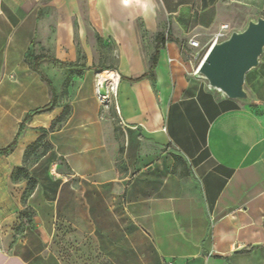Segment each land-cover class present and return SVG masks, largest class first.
I'll return each mask as SVG.
<instances>
[{
    "label": "crops",
    "instance_id": "obj_1",
    "mask_svg": "<svg viewBox=\"0 0 264 264\" xmlns=\"http://www.w3.org/2000/svg\"><path fill=\"white\" fill-rule=\"evenodd\" d=\"M257 17L264 0H0V147L52 96L29 47L55 97L0 156V203L13 171L32 179L27 228L0 236V264H264V52L249 102L195 75L223 25ZM107 41L114 111L82 62ZM57 92L69 115L51 130Z\"/></svg>",
    "mask_w": 264,
    "mask_h": 264
},
{
    "label": "water",
    "instance_id": "obj_2",
    "mask_svg": "<svg viewBox=\"0 0 264 264\" xmlns=\"http://www.w3.org/2000/svg\"><path fill=\"white\" fill-rule=\"evenodd\" d=\"M263 52L264 17H257L248 20L242 30H231L227 37L212 43L199 62L195 75L204 79L210 89L230 99L249 102L245 76L259 65ZM97 94L107 103L105 83L98 85Z\"/></svg>",
    "mask_w": 264,
    "mask_h": 264
},
{
    "label": "rangeland",
    "instance_id": "obj_3",
    "mask_svg": "<svg viewBox=\"0 0 264 264\" xmlns=\"http://www.w3.org/2000/svg\"><path fill=\"white\" fill-rule=\"evenodd\" d=\"M96 42L99 43L98 37H96ZM111 45L112 44L108 41L102 44L101 47H98L96 44L97 49H95L94 47L92 49V58L89 60H84L82 62L89 63L90 67H92L97 73L103 72L99 71V68L109 67L113 62L112 60L105 58L107 55H109L108 53L110 51H114ZM263 66L264 65H262L261 67ZM258 67L251 69L247 73V82L250 81L253 74H257ZM107 70L113 69L109 68ZM57 96L60 97L59 100L61 106H63V114H67L70 108L69 103L63 100L62 92H57ZM113 101L114 93L111 92L109 95V101L107 102L105 107H110V110L113 109L112 111H114V108H112ZM11 182L15 183L16 185H13L12 190H9L10 195L13 196L16 200L13 198V200H10L8 203H0V236L3 233H8L10 236L15 238V236L24 232L28 224L26 209L22 208V206L24 205L25 197L29 191V176L23 171H13ZM21 182H24V186L22 188L19 185Z\"/></svg>",
    "mask_w": 264,
    "mask_h": 264
},
{
    "label": "trees",
    "instance_id": "obj_4",
    "mask_svg": "<svg viewBox=\"0 0 264 264\" xmlns=\"http://www.w3.org/2000/svg\"><path fill=\"white\" fill-rule=\"evenodd\" d=\"M158 48H159V42L157 41L155 53L153 54V57L151 59V63H150L149 69L141 77H145L150 72L153 71V69H154V67L156 65V62H157V58H158ZM43 57L44 56H42V55H34L33 54V51H32V48L31 47L28 48L27 55H26V60L31 64L32 69L35 70L41 76V78L48 84V86L50 87V89L52 91L51 99L45 105L40 106V107H37V108H35L33 110H30L29 112L26 113V115L23 118V121L21 122V124H20V126H19V128L17 130L16 135L13 138V140L10 143H8L6 146L0 147V156H7L9 153H11L13 151V149L16 146L18 137L22 133V130H23L24 126H25V123L28 122L33 115L39 114V113H42V112L50 111L55 106V97H54V92H53V87L51 85V82L45 76H43V74L39 70V66H38L39 61ZM53 62L56 63V64H59L61 66H64V67H72V66H75V65H73L71 63H63V62L58 61V60H55V59L53 60ZM109 68L110 67H101V68H99V71H104V70H107ZM68 115H69V112L67 114H63V112H62V114L57 119H55V121L51 125L50 129L52 130L53 128H56V127L60 126L66 120V118L68 117ZM41 131H44L45 132L46 130L42 128ZM41 146H42V148H43L44 151L47 150V148H48V145H47L46 142L42 143ZM35 147L36 146H33L30 149H32V148L34 149ZM15 171H20V172L23 171V172H25L23 169H17ZM31 184H32V179L29 178V186Z\"/></svg>",
    "mask_w": 264,
    "mask_h": 264
},
{
    "label": "bare ground",
    "instance_id": "obj_5",
    "mask_svg": "<svg viewBox=\"0 0 264 264\" xmlns=\"http://www.w3.org/2000/svg\"><path fill=\"white\" fill-rule=\"evenodd\" d=\"M102 83L106 84L108 95L109 93L114 92L115 87L118 83V72L115 70H105L101 73H97L96 84L99 85Z\"/></svg>",
    "mask_w": 264,
    "mask_h": 264
},
{
    "label": "built area",
    "instance_id": "obj_6",
    "mask_svg": "<svg viewBox=\"0 0 264 264\" xmlns=\"http://www.w3.org/2000/svg\"><path fill=\"white\" fill-rule=\"evenodd\" d=\"M229 33H230V30L228 29V27H227L226 25H223L222 28H221V30L218 31V32L213 36V38H212L211 41H210L209 46H210L212 43H214L215 41H217V40H221V39L227 37ZM188 43H189V45H191V46H193V47H198V46H199L198 41L193 40V39H189V40H188ZM118 80H119V74H118ZM96 85H97V84H96ZM97 87H98V85H97ZM115 91H116V87H115L114 92H112V93H114V96H115ZM107 92H108V91H107ZM109 95H110V93H109ZM109 95H107V97H108L107 102L109 101ZM98 97H99V96H98ZM99 98H100V97H99ZM100 99H101V98H100ZM101 102H102V104H103L104 106L107 104V103L104 102V99H101Z\"/></svg>",
    "mask_w": 264,
    "mask_h": 264
}]
</instances>
